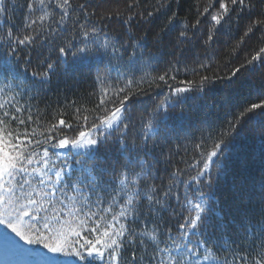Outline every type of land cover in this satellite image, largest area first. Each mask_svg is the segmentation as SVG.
I'll return each instance as SVG.
<instances>
[{
    "label": "snow or ice",
    "instance_id": "snow-or-ice-1",
    "mask_svg": "<svg viewBox=\"0 0 264 264\" xmlns=\"http://www.w3.org/2000/svg\"><path fill=\"white\" fill-rule=\"evenodd\" d=\"M174 2L145 0L141 8L132 0L127 8L134 14L113 12L93 21L87 0H0V225L54 254L45 257L48 264H72L58 262L59 255L80 264H264V87L218 126L200 117L208 127L188 159L173 164V150L165 151L168 122L185 119L187 94L202 97L217 82L241 89L242 70L264 67V0H208L196 6L191 24ZM119 16L129 27L158 26L156 45L167 41L180 51L193 38L206 51L214 48L225 25L241 22L232 54L245 38L258 36L261 43L227 75L191 69L193 79L177 80L176 59L153 76L147 69L155 57L144 59L143 38L114 37L102 23ZM69 57L73 69H89L92 106L71 100L33 111L30 93L69 65ZM153 91L162 98L137 115V104L152 100ZM109 146L126 159H102ZM60 149L74 151L70 157L54 151ZM175 151L179 155V146ZM228 175L231 191L222 200L210 198L216 178ZM173 202L180 215L175 232L162 215ZM0 240L34 251L6 230Z\"/></svg>",
    "mask_w": 264,
    "mask_h": 264
},
{
    "label": "trees",
    "instance_id": "trees-1",
    "mask_svg": "<svg viewBox=\"0 0 264 264\" xmlns=\"http://www.w3.org/2000/svg\"><path fill=\"white\" fill-rule=\"evenodd\" d=\"M19 3H23L24 0H18ZM84 2V0H79ZM132 0H87L90 5L89 11L94 12L96 15L92 18L93 21H100L101 17L108 13L119 12L121 14L132 15L134 13L128 11V4ZM153 0H148V3H152ZM208 0H175L172 4V8L179 13L181 17H187L188 23L194 22L196 15L195 8L199 6H206ZM141 8L145 5V0H140ZM215 7V5H214ZM141 9H137L139 11ZM21 12L19 9L16 11V18L19 19ZM123 16L114 17L111 20L102 21L106 24V30L114 37H123L125 40L129 36L143 38L141 43L143 45L142 51L144 52V59L148 60L149 57H155L151 61V67L147 69L153 76L162 74L169 66L170 62H175L176 59L180 60L177 65L181 71L177 75V80L193 79L191 69L197 70V75H227L230 69L234 66H239L254 49L260 45L258 36H252L251 38H245L244 44L240 45V48L235 54H232L231 49L237 43L239 38L243 35V22L237 26L235 23L232 25H225L218 33L215 41L214 48L207 51L202 46V42L196 38H193L191 43H185L180 45V50H175L174 44H169L165 41L164 44L156 45L155 33L159 32V27H155L153 30L150 25L141 24L139 26L128 25L122 23ZM159 23V22H158ZM207 26H201V32L205 30ZM179 30V29H178ZM192 35V33H189ZM176 34L174 33L171 39L175 41ZM69 65L64 66L58 70L50 79V81L43 83L37 89L30 93L35 98L31 100V104L34 106L33 111L36 108L40 110H49L56 107H64L69 101L77 100L78 103L91 107L96 97L92 96V76L89 74V69H73L71 66V57H69ZM204 63L210 65L207 70H200L199 64ZM187 68L189 71L185 72ZM30 71L35 69V60L33 61ZM94 71V70H93ZM244 75L242 77L243 87L241 89H230L225 87L222 83L217 82L210 89H207L205 94L201 96L195 93L187 94L190 98L188 104L184 106L185 119L183 121L170 119L168 122V130L171 132L170 143L165 145V151L173 150V164H176L181 156L188 159L192 155L193 144L198 140L202 130L208 127L200 117L208 116L210 123L218 126L223 118L238 110V106L242 104L246 99H255L258 90L264 87V67H258L255 73L242 70ZM142 73H138L140 75ZM115 75V73H113ZM31 79V78H30ZM172 84V81H169ZM164 92L167 90L164 89ZM152 100L148 97H142L143 104H137L136 113L143 112L145 107H149L154 100L161 99L157 97L155 91L151 93ZM196 96L195 100L191 97ZM130 137L129 139H132ZM176 146H179V155L176 154ZM185 149H187V155H185ZM39 150V149H38ZM56 151V150H54ZM72 151L67 154L71 157ZM159 150H157V154ZM55 159V157H53ZM101 158L105 161L113 164L117 162H123L126 156L121 155V150L115 146H109L107 151H101ZM151 159V157H149ZM183 167L184 165H180ZM161 175H163L164 164L159 165ZM216 187L210 194V198L214 196L216 199H223L224 196L231 191L233 186V177L219 176L216 178ZM207 191V189H205ZM162 215L175 232V225L180 220L179 210L176 208L175 202H173L172 210L163 212ZM137 224L140 221L136 222ZM135 226V225H134ZM7 231L11 236L20 240L15 233L11 232V229H6V226L0 225V233ZM34 250H42L48 252L42 245H30ZM59 259L66 260L68 262L74 261L80 264L78 258L74 256H57ZM96 264H103V262L97 260Z\"/></svg>",
    "mask_w": 264,
    "mask_h": 264
},
{
    "label": "rangeland",
    "instance_id": "rangeland-1",
    "mask_svg": "<svg viewBox=\"0 0 264 264\" xmlns=\"http://www.w3.org/2000/svg\"><path fill=\"white\" fill-rule=\"evenodd\" d=\"M61 153H68L70 151L74 150H68V149H60L56 150ZM13 237V236H12ZM15 240H17L16 237H13ZM18 241V240H17ZM19 244L23 246L25 249H31L29 245L25 244L24 242H20ZM36 254V256L34 255ZM12 256V261H7L8 256ZM54 254H44V253H34V252H20L15 249L10 248L9 246H6L5 243L0 240V264H48V261H46L45 257H52ZM57 259V258H56ZM42 260V261H41ZM7 261L8 263H6ZM58 262H60L57 259Z\"/></svg>",
    "mask_w": 264,
    "mask_h": 264
},
{
    "label": "bare ground",
    "instance_id": "bare-ground-1",
    "mask_svg": "<svg viewBox=\"0 0 264 264\" xmlns=\"http://www.w3.org/2000/svg\"><path fill=\"white\" fill-rule=\"evenodd\" d=\"M40 253H42V252H40ZM35 256H36V254H34ZM11 258H12V256L10 255V256H8V258H7V261H10L11 260ZM42 261V260H41Z\"/></svg>",
    "mask_w": 264,
    "mask_h": 264
}]
</instances>
